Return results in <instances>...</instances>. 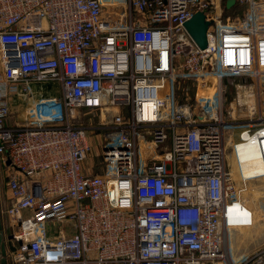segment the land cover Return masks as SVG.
<instances>
[{
	"label": "built area",
	"instance_id": "2783aa9c",
	"mask_svg": "<svg viewBox=\"0 0 264 264\" xmlns=\"http://www.w3.org/2000/svg\"><path fill=\"white\" fill-rule=\"evenodd\" d=\"M237 5L239 18L223 16L219 0H0L15 264H264V245L235 258L228 244V227L245 225L232 211L249 206L242 184L259 178L226 167V131L240 122L224 110L226 78L239 77L236 103L248 110L237 156L251 137L264 144V118L252 113L264 0ZM198 10L210 21L204 48L186 27ZM37 82L60 91L37 97ZM14 91L25 116L14 117ZM79 109L102 120L74 121ZM92 133L98 172L86 166Z\"/></svg>",
	"mask_w": 264,
	"mask_h": 264
},
{
	"label": "rangeland",
	"instance_id": "374dc122",
	"mask_svg": "<svg viewBox=\"0 0 264 264\" xmlns=\"http://www.w3.org/2000/svg\"><path fill=\"white\" fill-rule=\"evenodd\" d=\"M221 1V6L223 9V16H231V18H239L245 15L246 6L237 5L231 8H226V0ZM239 77L226 78L224 83V110L228 114L229 118H237L239 123L237 126H232L226 131V167L229 171L233 172L236 179L244 180V176H250L253 174L256 176V180L251 182L243 183L245 188L244 196L249 206L242 204L237 201L232 206V211L237 217L241 224L245 225H234L228 227V244H233L236 249L240 252L239 255H246L256 250L264 245V180L262 179V174L264 173V147L258 144L255 148L247 145L249 143H254L252 139L240 143L238 148V156L233 143L238 140L239 130L241 125L244 124L245 118H247V112L245 106H239L236 103L237 90L235 83L239 82ZM52 85V84H51ZM261 100L256 104V107L252 110L253 120L264 118V91L261 86ZM16 108V105H14ZM24 110L21 106L16 108L15 115L25 116ZM236 116V117H234ZM109 117V115H107ZM81 118L85 122L99 123L102 118L100 112H93L88 109H79V113L74 117V121ZM91 134V132H89ZM92 136L97 137V141H94L93 150L87 159L86 166L90 167L92 172L100 171L101 160L100 157V146L99 138L100 135L93 134ZM8 164L10 161L7 162ZM88 163V164H87ZM12 176L11 169L4 163L3 156L0 155V211L2 213V219L5 224V233L9 235L11 231L15 228L11 227L9 222L10 218L7 216L5 210L9 205L7 200L8 193V183L10 177ZM253 210L254 217H252L251 209ZM242 214V216H240ZM240 219V220H239ZM253 219V220H251ZM251 222V223H250ZM250 223V224H248ZM231 246V245H230ZM238 255V256H239ZM9 262L10 264H15L12 254L9 252Z\"/></svg>",
	"mask_w": 264,
	"mask_h": 264
},
{
	"label": "water",
	"instance_id": "95a60500",
	"mask_svg": "<svg viewBox=\"0 0 264 264\" xmlns=\"http://www.w3.org/2000/svg\"><path fill=\"white\" fill-rule=\"evenodd\" d=\"M236 0H226L227 8H231ZM210 21L206 18V14L203 10L196 11L193 16L186 22V27L196 40L198 45L202 48L207 46V30L209 27ZM208 85H211V81L208 80ZM12 235H8L9 239V247L11 251L15 250V246L12 243ZM5 254V252H4ZM4 257H1V250H0V264H4ZM6 264V263H5Z\"/></svg>",
	"mask_w": 264,
	"mask_h": 264
},
{
	"label": "crops",
	"instance_id": "0c3cea01",
	"mask_svg": "<svg viewBox=\"0 0 264 264\" xmlns=\"http://www.w3.org/2000/svg\"><path fill=\"white\" fill-rule=\"evenodd\" d=\"M33 87H34V92H35L34 94L37 97L38 96H53V95L58 94L60 91V87L58 83H55V82H37L33 85ZM13 100L16 105V108L21 106V109L24 110L26 106V98L24 94L15 92L13 95ZM20 116H23V115H20ZM247 145L251 146L252 148H255L258 144H256L255 142V143H249ZM230 245H229L230 254L235 258L241 256L239 255L240 252L238 251V249H236V247H234L232 243Z\"/></svg>",
	"mask_w": 264,
	"mask_h": 264
},
{
	"label": "flooded vegetation",
	"instance_id": "af4514ba",
	"mask_svg": "<svg viewBox=\"0 0 264 264\" xmlns=\"http://www.w3.org/2000/svg\"><path fill=\"white\" fill-rule=\"evenodd\" d=\"M2 213L0 211V250H1V257H4V261L2 260V262H4V264H10L9 262V252L11 251L10 247H9V239H8V235L5 233V224L4 221L2 219ZM5 252V254H4ZM2 264V263H1Z\"/></svg>",
	"mask_w": 264,
	"mask_h": 264
},
{
	"label": "bare ground",
	"instance_id": "6f19581e",
	"mask_svg": "<svg viewBox=\"0 0 264 264\" xmlns=\"http://www.w3.org/2000/svg\"><path fill=\"white\" fill-rule=\"evenodd\" d=\"M262 87H263V91H264V79H263V82H262ZM145 108H147V110L149 111L150 109V106H145ZM253 137L250 138V140L252 139ZM252 141L255 143H258L259 145H262L264 147V144H260V142H258L256 139H252Z\"/></svg>",
	"mask_w": 264,
	"mask_h": 264
}]
</instances>
